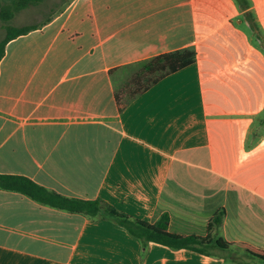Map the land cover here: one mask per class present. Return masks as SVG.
<instances>
[{"label":"crops","instance_id":"obj_1","mask_svg":"<svg viewBox=\"0 0 264 264\" xmlns=\"http://www.w3.org/2000/svg\"><path fill=\"white\" fill-rule=\"evenodd\" d=\"M182 51L193 64L122 104L119 73ZM0 175L264 251V0H72L6 47ZM212 253L0 188V264H264Z\"/></svg>","mask_w":264,"mask_h":264},{"label":"trees","instance_id":"obj_2","mask_svg":"<svg viewBox=\"0 0 264 264\" xmlns=\"http://www.w3.org/2000/svg\"><path fill=\"white\" fill-rule=\"evenodd\" d=\"M44 0H0V21L10 22L16 13L28 9L31 6L41 5ZM42 26V25H41ZM38 25H27L15 27L6 25V36L0 43V62L5 55L7 45L32 31L39 29ZM195 53L182 51L171 54L160 55L141 65L144 75H155L147 85L138 91L133 97L142 94L155 85L164 77L175 73L195 61ZM122 109V106H121ZM0 188L3 190L15 191L24 194L34 201L53 208L65 210L72 213H83L92 218L102 217L126 229L129 234L139 239L144 247L149 243H157L174 250H191L197 253L212 256V250L228 253L229 259L238 262L234 257V247L239 252H244L249 258L264 262V251L243 243H228L222 239H213L209 234L206 237L195 235H177L169 232V217L162 216L155 224L133 219L132 217L119 212L110 204L102 200H80L70 199L47 190L25 177L13 175H0ZM223 213L217 215L213 220L216 227L222 223ZM212 226V225H210Z\"/></svg>","mask_w":264,"mask_h":264},{"label":"rangeland","instance_id":"obj_3","mask_svg":"<svg viewBox=\"0 0 264 264\" xmlns=\"http://www.w3.org/2000/svg\"><path fill=\"white\" fill-rule=\"evenodd\" d=\"M72 0H44L41 5L31 6L26 10L16 13L15 17L8 23L0 21V43L6 36V25L22 27L27 25L41 26L46 23L52 15L61 12ZM13 49V48H12ZM141 66L131 67L118 74L115 80L117 93L120 95L122 104H126L143 89L148 81L155 75H144Z\"/></svg>","mask_w":264,"mask_h":264}]
</instances>
